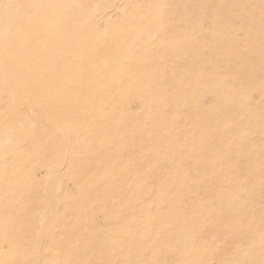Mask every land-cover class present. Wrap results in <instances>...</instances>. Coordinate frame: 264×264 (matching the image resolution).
Wrapping results in <instances>:
<instances>
[{
	"label": "rangeland",
	"instance_id": "rangeland-1",
	"mask_svg": "<svg viewBox=\"0 0 264 264\" xmlns=\"http://www.w3.org/2000/svg\"><path fill=\"white\" fill-rule=\"evenodd\" d=\"M0 264H264V0H0Z\"/></svg>",
	"mask_w": 264,
	"mask_h": 264
},
{
	"label": "bare ground",
	"instance_id": "bare-ground-1",
	"mask_svg": "<svg viewBox=\"0 0 264 264\" xmlns=\"http://www.w3.org/2000/svg\"><path fill=\"white\" fill-rule=\"evenodd\" d=\"M168 8V7H167ZM12 140V139H11ZM55 224V223H54ZM7 240V239H6ZM18 260V259H17Z\"/></svg>",
	"mask_w": 264,
	"mask_h": 264
}]
</instances>
